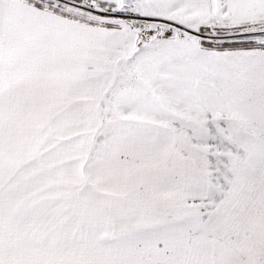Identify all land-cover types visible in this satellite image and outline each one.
Returning a JSON list of instances; mask_svg holds the SVG:
<instances>
[{"label":"snow or ice","instance_id":"1","mask_svg":"<svg viewBox=\"0 0 264 264\" xmlns=\"http://www.w3.org/2000/svg\"><path fill=\"white\" fill-rule=\"evenodd\" d=\"M0 264H264V0H0Z\"/></svg>","mask_w":264,"mask_h":264}]
</instances>
